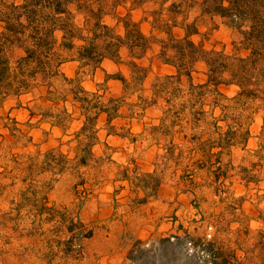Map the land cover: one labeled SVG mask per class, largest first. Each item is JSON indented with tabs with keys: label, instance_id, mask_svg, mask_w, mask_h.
Segmentation results:
<instances>
[{
	"label": "rangeland",
	"instance_id": "374dc122",
	"mask_svg": "<svg viewBox=\"0 0 264 264\" xmlns=\"http://www.w3.org/2000/svg\"><path fill=\"white\" fill-rule=\"evenodd\" d=\"M100 1L104 23L123 35L122 20L137 22L149 47L123 49L117 62L83 76L87 96L113 113L87 131L66 81L80 70L78 49L65 40L60 76L39 75L34 93L6 101L0 264H215V253L264 264V172L252 165L264 126V63L248 58L236 23L207 12L206 0ZM78 7L86 4L72 3L66 35L93 26ZM188 25L199 30L192 40L223 52L217 75L226 84L208 81L202 62L192 80L166 63Z\"/></svg>",
	"mask_w": 264,
	"mask_h": 264
},
{
	"label": "trees",
	"instance_id": "16d2710c",
	"mask_svg": "<svg viewBox=\"0 0 264 264\" xmlns=\"http://www.w3.org/2000/svg\"><path fill=\"white\" fill-rule=\"evenodd\" d=\"M134 3L135 0H127ZM72 3H85L86 7H78L86 10L88 19H92L93 26L87 34H82L79 29L68 33L67 24L74 17ZM100 0H0V119L7 100L20 98L38 89L37 77L46 75L50 78L60 76V68L64 64L61 55V45L67 41L68 50L78 49L77 61L80 70L77 77L67 78L72 85L71 95L78 102L73 106L81 110L80 118L84 117V126L81 132L87 131L91 125H95L100 116L105 113L108 119L113 117L112 109H108L100 100L90 99L84 91L83 76L89 71L103 69L106 61L117 62L121 58L123 49L135 53L144 51L149 47L148 37L141 30L137 22L123 21V35L115 32L111 25L104 23V9L95 7ZM209 10L236 23L243 46L250 50V58L254 63H264V0H206ZM172 29L169 35L172 34ZM62 34L60 44L59 35ZM199 34L194 25H188L182 43V49L177 54L175 61L167 59L168 65H173L181 75L184 71L189 79H193L194 68L197 63L206 65L209 72V80L216 86L226 84L227 79L217 74L224 73L217 60L222 51L209 50L203 43H197L191 39ZM66 35V36H65ZM67 38V39H64ZM78 43V46H77ZM66 44V43H64ZM19 47L21 55L15 57L13 49ZM224 67V66H223ZM225 68V67H224ZM228 70H231L230 67ZM76 88L74 91L73 89ZM81 92V94H80ZM80 132V133H81ZM260 148L253 156L256 161L253 167L264 172V126L260 137ZM225 145L218 143L221 148L220 155ZM264 222V221H263ZM177 238L178 237H174ZM141 243V242H140ZM160 243L175 245L172 238H164ZM142 244V243H141ZM140 250H145L140 247ZM207 252V251H206ZM132 253V252H131ZM165 253L164 246L159 248V256ZM68 254V253H67ZM154 255V256H155ZM212 255V254H211ZM145 258L150 257L149 251L144 252ZM215 264H232L228 257L212 256ZM131 259L133 257L131 256ZM221 259V260H220Z\"/></svg>",
	"mask_w": 264,
	"mask_h": 264
}]
</instances>
